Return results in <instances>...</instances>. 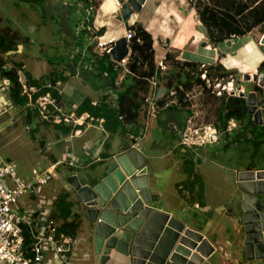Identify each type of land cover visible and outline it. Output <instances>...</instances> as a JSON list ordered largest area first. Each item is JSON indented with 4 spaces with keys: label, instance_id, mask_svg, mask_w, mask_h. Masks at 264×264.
Listing matches in <instances>:
<instances>
[{
    "label": "crops",
    "instance_id": "1",
    "mask_svg": "<svg viewBox=\"0 0 264 264\" xmlns=\"http://www.w3.org/2000/svg\"><path fill=\"white\" fill-rule=\"evenodd\" d=\"M13 1H15V7H18L21 2L25 3L24 6L29 3L35 4L43 11L41 15L44 18H58L56 24L57 27L59 24L60 30H56L57 27L54 25L55 29L52 27L50 30V44L48 45L47 42L46 44L48 47H51L53 43L55 44V39L58 38V43H63L65 49L70 50V52L64 53L65 57L71 60L67 64L66 69L60 66L62 57L46 58L43 56L48 48L41 46L37 35L40 32L46 31L48 23L39 24L34 30L30 29L29 33L21 32L23 37L19 39L15 48L7 52V55L14 60L9 61L11 65L22 63L21 66H18V69H22L28 79L38 82L35 84L52 82L51 76H58L59 79L52 83L58 86L61 101L65 108L70 111H76L77 113L90 112L96 115L92 111L95 112L102 106L108 107V109H118V94L130 82L128 80L130 78L127 76L126 81L121 87L115 85V67L113 68L114 74L111 76L107 69V62L109 60L105 61L107 59L105 58V53L101 54L95 45L99 36L94 35V32L102 27H105L106 30L100 37L103 40L104 36L105 40L103 41L109 43L125 37L126 31L135 23H142L153 37V52L156 65L166 57L167 53L176 51L179 60L196 62L200 66L203 64L205 66L213 65L220 61L228 70H240L243 80L246 73L252 72V76L256 75L254 81H258L261 77L260 75L264 73V70L259 68L260 64L264 61V48L262 49L257 43L251 41L250 44H243L238 50L234 49V46L240 44L242 40L252 38L255 35L248 34L239 39L232 38L216 46L211 44L198 18L196 9L191 6L189 0H143L140 8L135 9L128 19L123 16L122 12L120 16L115 17V13L121 5L118 0H103L104 2H100L96 8V12L93 14V25H88L86 18V24L81 26V22L76 19L75 29L70 25L69 20H71L70 18L73 14L75 15V12L76 15L82 13L75 11L74 7L64 9L63 6L53 3L52 0H43L41 3L38 0ZM51 8L53 11L49 13V9ZM44 21L46 20L44 19ZM0 32L3 31L0 30ZM58 33L61 34L60 37L57 36ZM260 33L257 32L256 35ZM79 34H81V37H79ZM65 36L66 38H64ZM35 38L37 39L36 42ZM109 54L114 61L111 53ZM26 58L32 59L31 68L39 75L38 77H34L32 70H28L24 61ZM127 58L130 61L131 49ZM97 62L103 67L101 77L107 79L101 82V88L95 86L94 83L88 82V71H94ZM239 62H241V66ZM84 63H92L91 69L84 72V79L89 86L88 89L93 92L85 95L81 94L78 100L70 102V97L76 96L77 92L80 91L76 89L69 90L67 81L73 76L80 74L73 69L74 66ZM171 69H169L168 65L162 74L160 73V69L158 70L160 81L156 94L159 99H163L173 88L168 89L165 81L161 78V76H165ZM257 72H259V75L256 74ZM97 73L99 72L97 71ZM60 76L63 78L60 79ZM6 79V76L0 75V134L10 130L16 120L23 116L28 120V125L25 127L26 130L31 133L33 140L38 143V151L44 157V159L42 158L43 164L32 167V170L36 167H47L52 162L64 161L63 166L54 179L47 185L36 187L28 194L21 196L17 203L14 204V209L17 213L25 214L30 212L34 218L32 229L27 225L24 228L25 245L27 248L35 240L33 233L41 232L42 224L46 219L54 218L61 228L66 222L76 221L79 226L76 235L72 236L71 264H89L90 251L88 250L86 239H93L94 232L90 230V233H88L89 237L87 238L80 233H82L81 229H91L93 225L87 219L88 217L85 214L79 196L73 187L67 185V180L64 179V176L73 173L78 176L82 184L98 183L100 178L107 174L108 167L112 163L113 158L133 149L132 144L135 136L141 135L144 132L145 137L141 140L138 151L143 153L145 157L152 159V163L150 164L147 160L146 165L148 166L149 162L150 167H147L149 191L153 205L171 213L182 222H185L189 227L199 230L206 235L210 243L215 247L209 260L219 252V264H264V259L249 258L246 254L245 234L244 231L242 234L241 230L238 229L240 223L237 219L241 215L239 217L236 216L233 208H230L227 203L213 206L206 199L207 184H212L213 174L212 169L204 167L203 163L205 161H212L213 158L210 156L212 150L219 151L223 147L224 151H229L234 146L235 149H240L242 144L233 142L234 137L241 128L238 120V132L236 131L235 133L234 130L225 132L232 134L230 146H225L226 143L223 144L225 141H221L222 143L216 147L201 148L196 153L184 150L179 145V137L174 127H181L186 123L188 119L186 111L189 109L193 111L196 107V94L195 104L192 108L176 106V110H171L172 106L162 107L157 117L146 120L141 107L137 123L131 124L122 120L123 126H118L116 130H113L107 121V111L101 112V114L96 116L105 119L103 123L104 129L98 125L92 126L87 128L82 135L72 136V132L76 128L72 124L48 123L42 121L39 113H34L33 108L35 107L28 108L26 104L21 108L15 106L9 95L11 87L7 89L8 84L6 83ZM238 82L240 84L237 83V87L243 88L242 79L238 80ZM258 85L260 88L263 87L261 84ZM252 91L257 90L252 89ZM54 93L57 95V91H54ZM66 97H68V101L65 100ZM4 103H11V106L16 108L14 112L11 113V111L3 108L4 105L2 104ZM83 105L92 106V109L80 111ZM6 112L9 113L8 116H6ZM252 116L255 120L254 114ZM258 119L259 122L257 123L264 124V116ZM126 123L130 124V126H126ZM151 126L153 129L159 128L165 131L168 134L167 138L151 139L150 142L153 143L151 147L142 152L144 150L142 142L149 137L148 134ZM23 146L27 147L26 145ZM7 159L12 160V158ZM261 159L264 158L261 157ZM69 162H74V165H70ZM231 169L233 171L236 169L239 176L242 170L264 169V166L263 164L257 167L247 165L238 167L235 165ZM29 176L30 174L21 178L26 179ZM226 177L229 179V176ZM237 180L238 177L235 180L236 183ZM195 182H198V184L196 183L193 188L192 183ZM229 182L233 181L229 179ZM238 189L241 190L242 195L244 191L241 187H238ZM212 193H215V191L213 190ZM74 194L76 196L75 199H73ZM241 197L237 201L236 206H238ZM240 212L242 213V211ZM232 223L236 229H232ZM37 264L60 263L57 254L50 247L45 250V259ZM94 264H101L100 259L97 258V253ZM106 264H115V260L110 259Z\"/></svg>",
    "mask_w": 264,
    "mask_h": 264
},
{
    "label": "water",
    "instance_id": "2",
    "mask_svg": "<svg viewBox=\"0 0 264 264\" xmlns=\"http://www.w3.org/2000/svg\"><path fill=\"white\" fill-rule=\"evenodd\" d=\"M125 18L139 9L143 0H118ZM205 44V43H203ZM116 61L129 55L128 40L121 37L111 50ZM131 59V58H130ZM256 78V75H253ZM251 79L245 74L244 80ZM264 88V73L259 78ZM245 96L246 92L241 91ZM255 121L264 116L255 91L247 95ZM145 156L131 149L113 158L107 174L96 184H82L77 175L68 181L79 196L85 214L94 224L97 258L101 264H211L215 250L207 237L177 217L153 205ZM239 187L244 191L238 203L242 211L245 248L249 258L264 259V169L242 170Z\"/></svg>",
    "mask_w": 264,
    "mask_h": 264
},
{
    "label": "built area",
    "instance_id": "3",
    "mask_svg": "<svg viewBox=\"0 0 264 264\" xmlns=\"http://www.w3.org/2000/svg\"><path fill=\"white\" fill-rule=\"evenodd\" d=\"M135 35L136 32L130 28L125 33L129 51L131 49V39ZM114 43V41L106 43L99 36L96 47L101 54L110 53ZM165 60L166 57L156 65L157 70L154 75L147 78L150 83V90L144 96L142 105L146 120L157 117L162 107L173 105L186 107L178 99L180 93L185 95L183 101H190L191 103L187 108H192L195 104V95L198 94L197 89L202 93L201 85H195L194 88L188 90L183 84H179L178 87H173L163 99H159L156 94L160 81L158 70L160 69V73L162 74L167 69ZM114 62L116 70L115 85L121 87L126 81L127 76L133 74V72L128 66L129 59L127 57L121 61L114 60ZM5 67L3 65V68ZM205 68V64L201 65V69H204L201 77L206 80L209 87L211 86V80L207 78ZM17 76L21 94L27 96L26 106L35 107L42 121L52 124L70 123L76 127L72 132V136L82 135L87 128L92 126L98 125L104 129L103 123L105 119L103 117H98L90 112L77 113L76 111L67 110L61 101V97L59 96L60 90L56 84L51 81L41 84H30L22 69L17 70ZM6 83L8 84L7 89L14 85L9 78L6 79ZM220 84V81L213 82L212 92L215 93L216 89L214 87L220 86ZM234 84L235 78L233 75H230L228 85L219 89L217 91L218 95H221L225 89H228L229 94L236 95H241V91H245L241 87L235 89ZM54 91H57V95H55ZM257 91H255L257 99L264 97L263 87ZM257 106V109H264V102ZM198 116L199 112L193 109L183 126L174 127L179 137L180 147L188 152L196 153L201 148L218 146L222 141V133L231 132L239 126L237 119L231 118L227 123L226 129L221 131L213 122L202 120ZM126 126H130V124L126 123ZM144 137V132L141 135L135 136L132 148L138 150ZM63 162L60 160L52 162L44 168L36 167L32 170L30 176L25 179L18 175L15 161L0 155V264H37L45 259V250L50 247L57 254L60 264H71L70 255L73 249V237L62 231L60 224L54 218H48L43 222L40 233H33L35 240L27 248L25 245L24 228L27 225L32 229L34 226L33 215L30 212L19 214L14 209V204L17 203L21 196L28 194L36 187L47 185L54 179L63 166ZM69 164L73 166L74 162H69ZM70 175L75 174H66L64 179L67 180V185L73 187L68 181Z\"/></svg>",
    "mask_w": 264,
    "mask_h": 264
},
{
    "label": "trees",
    "instance_id": "4",
    "mask_svg": "<svg viewBox=\"0 0 264 264\" xmlns=\"http://www.w3.org/2000/svg\"><path fill=\"white\" fill-rule=\"evenodd\" d=\"M80 1L84 6L87 24L92 26L93 14L96 12L100 0ZM38 2L41 3L43 0H38ZM189 3L196 9L198 18L210 43L215 46L226 40L232 38L239 39L248 34H256L257 32L264 34V0H189ZM129 28L136 32L135 37L131 39V59L128 62L133 74L128 75L130 82L118 94L119 108L108 109V107L102 106L103 110L98 108L97 111H92L96 115L107 111V121L113 130H116L120 125L123 126L122 120L131 124L138 122L144 96L150 90V83L147 78L153 76L157 70L152 35L140 22L135 23ZM105 30L106 28L102 27L98 31H95L94 35L101 36ZM19 39L20 37L17 35V32L13 34H10L9 31L0 32V75L6 76L13 82L14 85L11 87L9 95L14 105L21 108L27 102V96L21 94L17 76L18 66H21L22 63H16L10 67L5 64L7 58L10 57L7 55V52L16 47ZM105 58H107L105 61L109 60L107 62V69L112 76L114 74L113 68L115 62L111 59L109 53H105ZM166 58L172 61L173 66L165 76H161L168 89L178 87L179 84H183L188 90L192 89L195 85H201L203 92L212 94L213 78L220 80L228 78L230 75L234 76L237 73L236 70H228L220 61L216 64L208 65L205 68L206 76L211 80V86L208 87L206 80L201 77L204 69H201L199 63L181 61L177 58V54L172 55L170 52L167 53ZM3 64H5V68H3ZM263 67L264 61L260 64L259 68L263 69ZM51 78L52 82H56L59 79L58 76H51ZM61 78L63 77L60 76ZM27 81L30 84L38 83L28 78ZM254 89L261 90L262 88L256 86ZM213 96L219 99L215 125L221 131H224L229 119L236 118L240 122L241 128L234 137L233 142L253 147V152L250 155V167L256 166L255 159L260 155L264 147V124H259L254 120L250 112L251 105L244 96L236 94L218 96L214 92ZM184 98L185 95L180 93L178 99L182 101L184 106H190V101H183ZM33 109L34 113H38V110ZM84 109H92V106L83 105L80 111ZM170 109L176 110V106L173 105ZM186 113L189 116L192 111L189 109ZM249 135L250 137H248ZM231 142H228L227 146ZM261 156L264 158V152ZM196 183L198 184V182L192 183L193 188ZM78 226L79 224L76 221L66 222L62 225L61 230L74 236L78 231Z\"/></svg>",
    "mask_w": 264,
    "mask_h": 264
},
{
    "label": "rangeland",
    "instance_id": "5",
    "mask_svg": "<svg viewBox=\"0 0 264 264\" xmlns=\"http://www.w3.org/2000/svg\"><path fill=\"white\" fill-rule=\"evenodd\" d=\"M52 1L53 3L63 6L64 9H67V8L70 9L71 7H74L75 11H77L78 13L80 12L82 13V14L76 15V12H75V15L73 14L72 17L70 18L71 20H69V23L70 25H72L73 29H75L74 25L76 23V19L77 21L81 22V26L86 24L85 21H86L87 16L85 15L84 6L81 3V1L80 2L79 0H52ZM101 1L103 0H100V2ZM24 4H25L24 2H21V4L18 7H15L14 6L15 1L13 0H0V9H2L0 10V30L9 31L10 34L17 32V35L20 38H22L23 35L21 34V32L29 33L30 29L34 30L39 24L48 23V26L46 27V31L40 32L37 35V39H39L41 46H43L44 48H48L45 51L43 56L46 58L48 57L61 58L62 57V63H60V66L65 67L64 69H66L67 64L71 62V60L68 57L66 58L64 53L70 52V50L69 49L66 50L63 43L59 44L58 43L59 40H57L58 38L55 39V44L53 43L51 47H48V45L50 44V39H51L49 37L51 35L50 30L52 29V27L55 29L54 25H56L57 27L56 22H58V18L56 19H53L51 17L44 18L43 15H41L43 11L39 8V6L32 4V3H29L26 6H24ZM52 11H53L52 8L49 9V13H51ZM121 12L122 11H121V5H120L119 9L115 13V17L117 18V16H120ZM44 19L46 21H44ZM56 30H60L59 24ZM60 35L61 34L58 33L57 36L60 37ZM253 35L255 36H252V38H247V39L242 40L240 44H237L236 46H234V49L238 50L239 47H241L243 44L245 43L250 44L251 41H254L255 43H257L259 47L263 49L264 48V35L262 33L257 34V35L253 34ZM52 36H54V34H52ZM79 37H81V34H79ZM64 38H66V36ZM37 39L35 38V42L37 41ZM103 39H105L104 36H103ZM46 42L48 43V45L46 44ZM171 54L175 55L177 54V52L172 51ZM11 60L12 58H7V61L5 63L8 62L9 64H6V66L8 67L13 66L9 62ZM24 61L28 67V70L30 71L32 70L33 76L38 77L39 75H37V73L31 68L32 59L26 58L24 59ZM165 63L167 67L169 65V69L173 67L172 61L170 59L169 60L166 59ZM239 65L241 66V62H239ZM91 66H92V63H84V64H80L77 66L75 65L74 68L72 67L74 70L78 71L80 74L70 78L67 81V84H68L67 87L69 90L76 89V90H79L80 92H77L76 96L70 97L69 99L70 102H72L73 100H78L81 94L85 95L87 93L93 92L88 89L89 86L84 79L85 77L84 72H87L88 70H90ZM95 67L96 69L94 71L92 72L88 71V77H89L88 82L94 83L95 86H99L101 88L102 86L101 82H103L106 79V78L101 77V70L103 69V67L100 66L99 62H97ZM97 71L99 73H97ZM236 71L237 73L234 76L235 89H237V85L240 84L238 82V80L240 79H242V84H243L242 87L244 88L246 92V96L249 95L252 89H254L256 86H259L258 85L259 79L258 81L257 80L254 81L255 78H253L252 72H249V74L251 75V79L243 80L242 72L240 70H236ZM256 74L259 75V72H257ZM217 81H220L221 84L220 86L214 87V89H216L215 94L217 93L219 89H222L223 86L228 85L229 77L220 79V80H216V78H213L212 80V82H215V83ZM197 92L198 94L196 95L195 110L199 112L198 118L208 121V122H215L217 118V108L219 105V99L213 96V92L212 94H210L208 92H203L202 90V93H201L199 89H197ZM224 94L229 95L228 89H225L221 95H218V93L216 95L222 96ZM65 100L68 101V97H66ZM2 105H4L3 108H6L7 111H11V113H13L14 110L16 109L15 107L11 106V103L9 104L4 103ZM8 115L9 113L6 112V116ZM27 125H28V120L25 119L23 116H21L19 117V119L16 120L15 124L12 125L10 130L4 131L3 133L0 134V155H2L5 158H12V160L16 162L17 173L20 177H25L31 174L32 167L38 166L39 164H43V159H44V157L41 155V152L38 151V147H37L38 143L33 140L31 133L27 131L25 128ZM238 130L239 128L234 130V132L236 133V131L238 132ZM167 135L168 134L165 131L159 128L153 129V127L151 126L149 130V134H148L149 137L142 142V145L144 147V150L142 152L148 150L151 147V145L153 144L150 142L151 139L152 140L165 139L167 138ZM231 135L232 134H228L225 132L222 133V141L223 142L225 141L223 144L225 143L227 144L228 142L231 141ZM248 137H250V135ZM226 144L225 146H227ZM23 145H26L27 147H24ZM230 145L231 144H229V146ZM224 150L225 149L223 147L219 151L212 150V152L210 153V156L213 158L212 161H205L203 163L204 167H210L212 169V174H213L212 184H207L206 199L208 200L209 204L213 206L220 205V204H226V203L229 204L228 206H230V208H233V210L235 211V215L239 217L240 215H242V213L239 211L240 210L239 206H236V203L239 200L240 196L242 195H241V190L238 189L239 187L238 182L236 183L235 181L236 178L238 177V173L236 172V169L233 171L231 168L234 167L235 165L238 167L246 166V165L250 166L251 162L249 161H251L250 155L253 152L252 151L253 147L241 145L240 149L239 148L235 149V146H234V148L231 147L229 151L228 150L224 151ZM263 152H264V147L262 148L259 156H261ZM259 156H257L255 159V162L257 163V165L254 167H257L262 164L264 166V159H261L262 156L261 157ZM145 158L146 160L150 162V164L152 163V159L150 157H145ZM149 162L147 166L148 168L150 167ZM241 162H244V163H241ZM226 176H229L230 181L232 180L233 182H229V179ZM213 190L215 191V193H212ZM258 195L260 199L264 201V193H258ZM75 198L76 196L74 194L73 199ZM237 220L240 223V225H238V229H240L241 233L243 234L244 227L241 221V216ZM91 224L93 225L91 229L90 228L81 229L82 233L80 234H83L85 238L89 237L88 233H90V230L93 231L94 224L93 223ZM231 227H233L232 229H236L233 223L231 224ZM86 244H87L88 250L90 251V258L88 259V262L89 264H94L96 261V249H95L96 241H95L94 234H93V239L91 238L89 240L88 238L86 239ZM219 257H220V253L217 252L210 259L211 263L219 264Z\"/></svg>",
    "mask_w": 264,
    "mask_h": 264
},
{
    "label": "bare ground",
    "instance_id": "6",
    "mask_svg": "<svg viewBox=\"0 0 264 264\" xmlns=\"http://www.w3.org/2000/svg\"><path fill=\"white\" fill-rule=\"evenodd\" d=\"M103 2H104V1H103ZM102 6H103V5H102ZM104 8H105V7H104ZM104 8H103V9H104ZM110 9H111V8H110ZM110 9H109V10H110ZM100 10H101V9H100ZM105 11H106V10H105ZM101 13H103V12H101ZM103 14H104V13H103ZM98 16H99V15H98ZM100 17H101V16H100ZM103 40H105V39H103Z\"/></svg>",
    "mask_w": 264,
    "mask_h": 264
},
{
    "label": "clouds",
    "instance_id": "7",
    "mask_svg": "<svg viewBox=\"0 0 264 264\" xmlns=\"http://www.w3.org/2000/svg\"><path fill=\"white\" fill-rule=\"evenodd\" d=\"M262 88V87H261ZM244 97H246L247 98V96L245 95Z\"/></svg>",
    "mask_w": 264,
    "mask_h": 264
},
{
    "label": "flooded vegetation",
    "instance_id": "8",
    "mask_svg": "<svg viewBox=\"0 0 264 264\" xmlns=\"http://www.w3.org/2000/svg\"><path fill=\"white\" fill-rule=\"evenodd\" d=\"M263 70H264V68H263ZM262 74H263V73H262ZM262 74H261V75H262ZM261 75H260V76H261Z\"/></svg>",
    "mask_w": 264,
    "mask_h": 264
}]
</instances>
